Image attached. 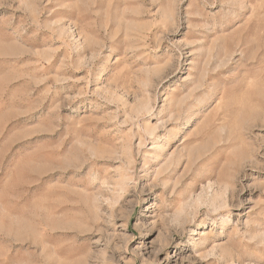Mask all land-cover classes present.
I'll list each match as a JSON object with an SVG mask.
<instances>
[{"label":"rangeland","instance_id":"obj_1","mask_svg":"<svg viewBox=\"0 0 264 264\" xmlns=\"http://www.w3.org/2000/svg\"><path fill=\"white\" fill-rule=\"evenodd\" d=\"M0 264H264V0H0Z\"/></svg>","mask_w":264,"mask_h":264}]
</instances>
